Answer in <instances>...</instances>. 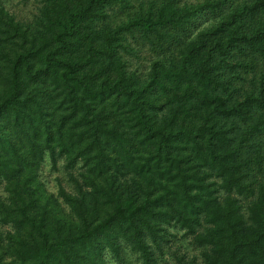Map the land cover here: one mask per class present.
Listing matches in <instances>:
<instances>
[{"label": "trees", "instance_id": "16d2710c", "mask_svg": "<svg viewBox=\"0 0 264 264\" xmlns=\"http://www.w3.org/2000/svg\"><path fill=\"white\" fill-rule=\"evenodd\" d=\"M0 0V264H264V0Z\"/></svg>", "mask_w": 264, "mask_h": 264}, {"label": "rangeland", "instance_id": "374dc122", "mask_svg": "<svg viewBox=\"0 0 264 264\" xmlns=\"http://www.w3.org/2000/svg\"><path fill=\"white\" fill-rule=\"evenodd\" d=\"M31 3L25 5L17 4V0H11L8 3L9 10L15 14L17 17H28L32 11Z\"/></svg>", "mask_w": 264, "mask_h": 264}]
</instances>
